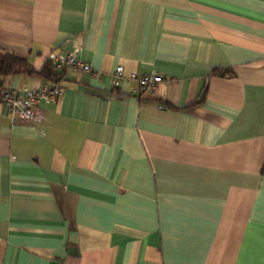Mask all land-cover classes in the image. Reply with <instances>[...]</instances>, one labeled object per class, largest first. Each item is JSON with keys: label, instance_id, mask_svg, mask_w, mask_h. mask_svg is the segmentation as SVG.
<instances>
[{"label": "crops", "instance_id": "obj_1", "mask_svg": "<svg viewBox=\"0 0 264 264\" xmlns=\"http://www.w3.org/2000/svg\"><path fill=\"white\" fill-rule=\"evenodd\" d=\"M0 50L102 74L0 108V264H264V0H0Z\"/></svg>", "mask_w": 264, "mask_h": 264}, {"label": "built area", "instance_id": "obj_2", "mask_svg": "<svg viewBox=\"0 0 264 264\" xmlns=\"http://www.w3.org/2000/svg\"><path fill=\"white\" fill-rule=\"evenodd\" d=\"M48 59L60 70L70 68L91 74L94 77L102 76L89 63L80 60L76 51L70 53L50 52ZM112 78V86L119 87L126 79L123 66H118L115 69ZM128 78L137 81L136 94L142 98H146L152 92L154 93L158 85L163 82L162 75L156 71L140 77L131 74ZM63 90L60 83L47 80L40 88L26 90L23 93L15 91L11 86L0 83V108L5 111V114L11 118L13 123L34 124L38 119L37 106L42 103L48 104L55 98H59L63 94Z\"/></svg>", "mask_w": 264, "mask_h": 264}, {"label": "trees", "instance_id": "obj_3", "mask_svg": "<svg viewBox=\"0 0 264 264\" xmlns=\"http://www.w3.org/2000/svg\"><path fill=\"white\" fill-rule=\"evenodd\" d=\"M37 73L47 81L61 83L65 76L64 69H58L49 59L44 58L43 67L39 70L28 66L27 60L5 50H0V80L12 75ZM1 83V82H0Z\"/></svg>", "mask_w": 264, "mask_h": 264}]
</instances>
